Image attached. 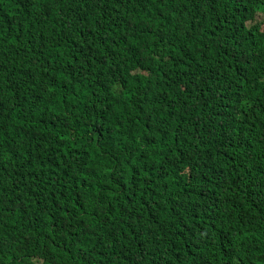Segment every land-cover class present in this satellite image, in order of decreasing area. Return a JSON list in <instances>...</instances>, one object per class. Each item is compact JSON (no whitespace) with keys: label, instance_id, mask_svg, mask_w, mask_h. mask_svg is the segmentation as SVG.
Listing matches in <instances>:
<instances>
[{"label":"trees","instance_id":"obj_1","mask_svg":"<svg viewBox=\"0 0 264 264\" xmlns=\"http://www.w3.org/2000/svg\"><path fill=\"white\" fill-rule=\"evenodd\" d=\"M0 264H264V0H0Z\"/></svg>","mask_w":264,"mask_h":264}]
</instances>
